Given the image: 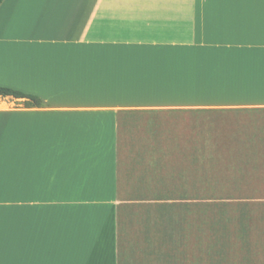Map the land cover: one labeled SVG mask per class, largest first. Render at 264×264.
<instances>
[{"label":"crops","instance_id":"crops-1","mask_svg":"<svg viewBox=\"0 0 264 264\" xmlns=\"http://www.w3.org/2000/svg\"><path fill=\"white\" fill-rule=\"evenodd\" d=\"M0 85L42 100L0 96V264H121V131L264 111V0H3ZM253 216L242 264H264Z\"/></svg>","mask_w":264,"mask_h":264},{"label":"rangeland","instance_id":"rangeland-1","mask_svg":"<svg viewBox=\"0 0 264 264\" xmlns=\"http://www.w3.org/2000/svg\"><path fill=\"white\" fill-rule=\"evenodd\" d=\"M141 115L119 137L121 264H242L264 209V111Z\"/></svg>","mask_w":264,"mask_h":264},{"label":"trees","instance_id":"trees-1","mask_svg":"<svg viewBox=\"0 0 264 264\" xmlns=\"http://www.w3.org/2000/svg\"><path fill=\"white\" fill-rule=\"evenodd\" d=\"M3 0H0V4L2 3ZM0 96H14V97H21V98H28V101H26V104L31 106V105H41L42 100L35 96L31 95L10 87L2 86L0 85Z\"/></svg>","mask_w":264,"mask_h":264}]
</instances>
